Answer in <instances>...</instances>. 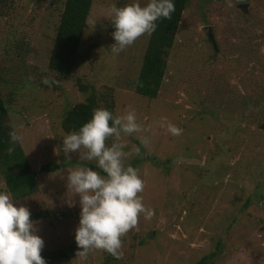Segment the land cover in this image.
Returning <instances> with one entry per match:
<instances>
[{
    "label": "rangeland",
    "instance_id": "rangeland-1",
    "mask_svg": "<svg viewBox=\"0 0 264 264\" xmlns=\"http://www.w3.org/2000/svg\"><path fill=\"white\" fill-rule=\"evenodd\" d=\"M62 1L0 0V95L38 187L10 198L29 209L30 219L47 211L31 219L44 241L41 256L61 247L66 257L51 264H197L208 254L205 264H264V0H187L154 98L133 92L148 34L119 54L111 49V8L149 0H92L67 76L46 66ZM44 78L59 83L41 86ZM89 91L98 96L97 108L110 94L114 116L135 110L149 140L144 146L141 134L121 137L130 153L125 165L139 170L145 188L138 195L154 215L142 214L122 237L119 260L100 249L77 255L80 197L68 188L67 175L92 166L106 174L79 152L64 153L63 139L72 132L60 123ZM163 117L182 134L161 127ZM47 161L60 168L39 172Z\"/></svg>",
    "mask_w": 264,
    "mask_h": 264
},
{
    "label": "clouds",
    "instance_id": "clouds-1",
    "mask_svg": "<svg viewBox=\"0 0 264 264\" xmlns=\"http://www.w3.org/2000/svg\"><path fill=\"white\" fill-rule=\"evenodd\" d=\"M173 0H149L145 6L139 3L111 8L112 33L115 43L111 46L114 54H119L134 44L141 36L151 35L157 30V21L171 20L175 12ZM43 84H58L55 78H44ZM161 127L167 124V131L174 136L181 135L183 129L161 118ZM111 122V123H110ZM147 129L138 122L135 110L125 115L114 116L105 108L93 111L89 121L79 131L67 134L63 139L65 154L79 152V158L96 161L97 167L106 175L89 167H79L67 175L68 188L80 197V219L75 230V242L81 251L77 255L86 258L89 250H104L115 259H122V237L135 228L140 216L146 220L154 215V210L146 208L142 197L145 183L139 170L125 165L130 155L123 151L126 144L122 134L140 135V143L147 146L148 137L142 135ZM13 143L22 137L16 132L9 133ZM115 138L109 146V138ZM12 151V149H9ZM137 155L140 149H134ZM25 206H14L10 194L0 193V264H46L41 256L44 241L35 234L34 222Z\"/></svg>",
    "mask_w": 264,
    "mask_h": 264
},
{
    "label": "trees",
    "instance_id": "trees-1",
    "mask_svg": "<svg viewBox=\"0 0 264 264\" xmlns=\"http://www.w3.org/2000/svg\"><path fill=\"white\" fill-rule=\"evenodd\" d=\"M91 2L92 0L62 1V9L59 13L46 62L49 71L55 72L57 75L67 76L75 67V62L79 56L78 48L86 27V18ZM173 2L176 10L172 14V19L157 21V30L148 35L140 67L134 80L133 92L147 98H154L158 92L165 69L167 52L172 45L174 33L187 0H173ZM40 85L46 86L42 81ZM77 88L80 92L86 89L82 83H78ZM102 96L104 102L102 108L113 113V102L110 94L106 92ZM97 105L98 96L89 91L84 97V101L74 103L68 107L61 120V128L65 132L79 131L81 126L91 119L93 111L98 107ZM6 117V104L0 95V175L3 178L5 190L13 198H21L37 190L36 171L32 170L26 160L19 142L13 143L11 141L9 133L13 131L6 124ZM9 149H12V151H9ZM58 168H60L59 163L47 161L40 164L38 171L50 172ZM92 168L94 167L92 166ZM101 172L103 171L101 170ZM46 215L47 211H42L33 214L31 219L36 220ZM210 255H203L197 264H205ZM42 257L45 259L46 264H51L65 258L66 250L60 247L48 251Z\"/></svg>",
    "mask_w": 264,
    "mask_h": 264
},
{
    "label": "water",
    "instance_id": "water-1",
    "mask_svg": "<svg viewBox=\"0 0 264 264\" xmlns=\"http://www.w3.org/2000/svg\"><path fill=\"white\" fill-rule=\"evenodd\" d=\"M239 6H240L242 9L245 7L244 4H243V5H239ZM243 10H244V9H243ZM203 30H204V32H205V34H206V37H207L208 41L211 43V46L213 47V49H216V47H215V41H214V39H213V35H212V33H211V29H210V27H209V26H206V27L203 28ZM261 128L264 129V124L261 125Z\"/></svg>",
    "mask_w": 264,
    "mask_h": 264
}]
</instances>
